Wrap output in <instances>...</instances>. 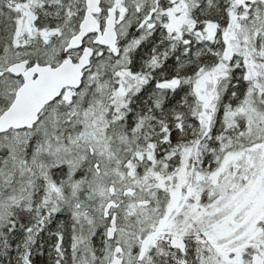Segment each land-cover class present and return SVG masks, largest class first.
Returning <instances> with one entry per match:
<instances>
[{
	"label": "snow or ice",
	"instance_id": "snow-or-ice-1",
	"mask_svg": "<svg viewBox=\"0 0 264 264\" xmlns=\"http://www.w3.org/2000/svg\"><path fill=\"white\" fill-rule=\"evenodd\" d=\"M0 264H264V0H0Z\"/></svg>",
	"mask_w": 264,
	"mask_h": 264
}]
</instances>
